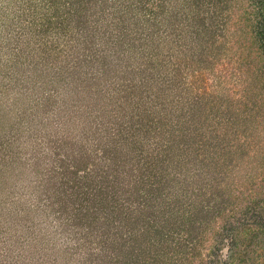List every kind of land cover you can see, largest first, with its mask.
Segmentation results:
<instances>
[{"label":"trees","instance_id":"1","mask_svg":"<svg viewBox=\"0 0 264 264\" xmlns=\"http://www.w3.org/2000/svg\"><path fill=\"white\" fill-rule=\"evenodd\" d=\"M14 3L0 98L33 142L25 164L0 143V162L50 185L11 207L51 214L39 247L63 239L62 264H264V0Z\"/></svg>","mask_w":264,"mask_h":264},{"label":"rangeland","instance_id":"2","mask_svg":"<svg viewBox=\"0 0 264 264\" xmlns=\"http://www.w3.org/2000/svg\"><path fill=\"white\" fill-rule=\"evenodd\" d=\"M0 5L3 7V10L0 11L1 21L4 22L0 27L3 29V26L7 25L6 23L8 20L10 21L12 18L16 19V17L19 18V16H17L18 14L12 16L11 11L12 13L13 11L17 12V10L20 12L21 9L14 3V0H0ZM20 18L23 17L21 16ZM19 105L12 103L10 100L0 98V143H9L11 146L10 149L19 152V160L25 164L26 162H31V160L27 158V153L31 152L29 149L26 151V148L33 142V139L29 138L32 136L31 129H33V127L31 126L29 134H27V131L26 133L22 132L20 135L21 138L18 136L17 139H12L16 132V128L15 126L12 127L11 124L14 118H16L15 113ZM23 120L27 122L28 117L23 116ZM39 128L41 131L43 130L41 127ZM11 129L14 133L10 131ZM22 143L23 145H21ZM6 155L4 159H6V157L9 158V155ZM49 163L50 160L46 163L48 167ZM1 164L0 162V264H62L57 263L56 260H63V254H61L59 248L63 239L57 237L58 240H60L59 245L55 244L51 246L46 245V247L43 246V248L39 247L40 241L41 243L47 241L52 234V228L48 226V224L54 225L51 214L47 213V210L44 211V209H39V211L33 209L30 204L27 205L29 206V211L26 210L27 213L23 211L21 213H15L14 210H12V208H15L17 212L23 204L22 197H26L30 193L34 195L31 199V201H33L32 203H34L36 199L38 203L39 194L41 196L46 195L44 190L48 189L50 186L49 183L46 185L42 184L38 187H36V183H29L30 179L33 181L34 178L41 177L38 171H42V169L34 163V165L31 166L32 171L29 169H19L22 171L20 175H17L14 171L9 172L7 168L5 169L4 163L3 165ZM3 176H5L6 180L2 178ZM23 177H25V180ZM21 180L26 182V184H20ZM22 186L24 187L23 189L21 188ZM19 188L22 190L19 191ZM3 203L10 208H8V210L4 208ZM9 209H11L12 212L8 213V211H10ZM17 234H21L19 240L16 238ZM50 247L54 248L50 250ZM46 251L50 252L49 256H47L48 254L46 255ZM44 257L48 259L45 260ZM52 259H54V261H52Z\"/></svg>","mask_w":264,"mask_h":264}]
</instances>
